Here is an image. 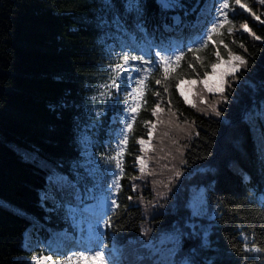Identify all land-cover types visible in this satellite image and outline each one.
I'll list each match as a JSON object with an SVG mask.
<instances>
[{
    "label": "trees",
    "instance_id": "trees-1",
    "mask_svg": "<svg viewBox=\"0 0 264 264\" xmlns=\"http://www.w3.org/2000/svg\"><path fill=\"white\" fill-rule=\"evenodd\" d=\"M182 2L187 9L201 4V11L187 16L180 9L165 12L157 0H145L143 19L137 20L122 11V0H115L111 8L106 0H0V264H33V253L48 254L49 247L56 259L57 250H70L53 248L50 240L59 232L70 233L84 246L90 228L97 226V220L82 211L87 203L97 205L104 243L122 249L125 262H135L137 250L142 251L149 237L156 247H169L170 234L191 231L182 229L190 215L185 205L193 190L201 188L204 215L192 221L199 236L185 247L202 243L206 230L207 255H219V264H264V252L244 254L242 249L245 242L264 247V191L260 190L264 188V127L259 120L245 119L264 100V39L256 40L240 29L247 20L252 31L264 37V24L239 6L229 13L234 31L229 35L225 27L223 39L245 56L247 68L237 73L238 81L229 78L233 89H229V102L217 105L219 117L208 104L184 103L174 80L171 95L165 94L163 85L155 84L162 73L153 65L132 62L137 67L129 69L131 79L119 81V92L100 87L111 84L115 73L108 65L124 51L139 55L150 45L185 51L193 47L189 41L215 15L214 0ZM243 2L264 20L259 0ZM221 51L224 54L222 46ZM213 53L211 44L200 53L205 64L215 60ZM189 62L195 63L186 52L178 69L186 80H199L204 70L210 71L197 64L193 72ZM142 67L153 69L148 88L138 101V112H127L133 101L126 100L125 93L136 86L135 71ZM156 91L159 97L153 95ZM157 103L164 111L153 116ZM133 115L127 144L121 146L124 173L116 190L112 174L120 172L115 159L106 157L119 150ZM145 121H153L155 128L150 149L141 152L138 138L149 139L150 125ZM137 156L146 160L143 173ZM182 159L187 165L180 163ZM179 169H184V175L173 179ZM53 174L76 186L80 202L60 191L49 197ZM246 175L249 179H244ZM44 195L47 201L42 200ZM113 200L117 207L111 206ZM142 228L152 229L148 237L142 236ZM30 232L40 243L32 249L26 240Z\"/></svg>",
    "mask_w": 264,
    "mask_h": 264
},
{
    "label": "snow or ice",
    "instance_id": "snow-or-ice-1",
    "mask_svg": "<svg viewBox=\"0 0 264 264\" xmlns=\"http://www.w3.org/2000/svg\"><path fill=\"white\" fill-rule=\"evenodd\" d=\"M160 8L165 11H176L177 9L184 10L185 15H189L193 12L199 14L201 11L202 5L197 4L194 5L192 9H187L182 0H157ZM259 3L264 5V0H259ZM106 5L108 7H115V0H106ZM239 6L240 9H243L245 12L249 13L255 20L259 21L261 24H264V20L261 19L259 15L256 14L250 8L247 3L243 2V0H214L212 8L214 9L215 15L212 16L211 20L206 21L202 30H200L192 40L189 41L193 45V47H187L185 50H178L173 48L161 47L158 45H150L148 47V51L144 52L141 50L142 54H135L134 52L124 51L122 52L115 63H111L108 65L109 69L112 70L115 75L111 76V84H102L100 85L103 89H108L109 87L115 89L117 92L120 91V83L124 77H128L131 79L132 72L129 69H136V64L132 62H141V64L153 65L154 67H158L161 71V77L155 80L156 85H163V92L165 94L170 93V88L173 87L171 81H176L174 84L175 90L179 93L181 97H183L184 103L193 104V101L189 98L190 94L199 96V100L201 104H206L207 101L199 92H194L193 87L200 83L203 85V89L208 93L219 94V99L214 101L211 104H208V108L215 114V116L219 117L222 115L221 111L218 109L217 105L221 103L229 102V89H233V83L231 81H238L239 77L237 73L241 69L247 68V59L244 55L239 54L238 52H234L228 43H225L223 39L224 32L223 30L226 27V31L229 35H231L234 31V22L230 19V11L235 12V7ZM120 8L124 12H128L130 16H133L137 20H142L145 10L146 3L145 0H122ZM240 29L244 32L249 33L256 40L264 39V37L256 35L255 32L249 27L247 20H245L241 25ZM235 43V41H233ZM214 47V57L215 60L208 64H205V58L200 55V53L207 49L209 46ZM221 46L223 47L224 54H226L227 58L225 59V55L222 54ZM241 48H244V45H240ZM247 51V49H245ZM187 53H191L195 63L189 62L188 68L193 72L196 71V65L198 64L202 69H210L204 70L202 74V78L197 79H185L183 75L178 72V69L181 67V61L185 59ZM171 53V54H169ZM146 56H152V59H146ZM141 71L146 74L140 76L136 80V86L131 89V91L125 93V99H131L133 101V105L126 108L125 111L131 113H137L140 108V101L148 88V74H150L153 69L152 68H141ZM139 76V73H137ZM199 77L200 73H196ZM231 78V81L227 78ZM187 85V88L184 86ZM105 95L104 92L100 93V96L103 97ZM153 95L160 96L161 93L159 91L153 92ZM111 98V96H109ZM92 100H96L97 97H91ZM169 105L171 104V99L168 101ZM195 107V104H193ZM164 111L160 107V104L157 103L152 109V115L158 116V113ZM202 111H204L202 109ZM96 115H100L99 112ZM171 115L175 116L176 113H171ZM135 115L132 116V119L128 121L125 125L123 138L119 141L118 151L115 153V156H107L106 159L111 161L115 159V166L119 170L120 175L113 173V181L112 185L116 190L121 188L119 180L121 175L124 173V168L122 164V153L124 152V146L127 144L128 135L127 133L131 131L133 127V121H135ZM245 119L248 122L255 123L257 120L261 123V126L264 127V100H261L260 104L254 109L245 114ZM172 123L171 120L168 121ZM159 123H164V121L160 120ZM145 124L150 125L148 132V140L144 138H138V143L140 145L141 152L148 151L151 147V137L153 136L152 129L155 128V123L153 121H145ZM168 135V133H165ZM199 136V133H196ZM264 135V133H262ZM145 145H148L149 148H146ZM205 160L207 157L204 158ZM136 161L139 164V170L141 173L144 172L146 167V160L143 156H137ZM180 163L182 165H187L186 160H181ZM184 175V169L174 170L173 179H179ZM244 179H249L246 175ZM50 184L53 186L55 191L64 190L63 186L60 184L59 179L53 174L50 177ZM133 191L135 190V185H132ZM264 191V188L260 189ZM71 195L74 198H78L76 186L73 185V191ZM163 195V194H161ZM129 200L132 199L131 196L128 197ZM43 201L48 200V196H42ZM261 203L264 204V196L261 197ZM206 204V200L202 195H196L193 197L185 207L189 211V219L185 221V224L182 226V229H191V231H180L179 239L173 244L171 247H156L152 241L151 237L141 245L142 251L137 250L135 262L128 260L125 262L123 256V250L119 248H109L107 244L104 243L103 233L98 231L99 220H97V228L93 230L94 234H90L87 238V244L90 247H82V250L79 251H71L68 250L65 253L57 250L56 259H53L52 249L49 247L47 249L46 255H41L40 257L34 260V264H41V261L45 262V264H81V261H88V264H219V255L217 256H208L207 250L209 248V243L207 240L208 232L204 230L203 232V242H197L195 245L185 247V243L188 240H191L193 237H198L199 232L197 231L196 223L192 222L197 218H200L204 215V206ZM43 206V205H42ZM60 205H57L59 207ZM112 207H117V202L115 200L111 201ZM50 210V209H49ZM103 217H101L102 219ZM106 226H110V221L104 222ZM152 232L151 228L141 229L142 236L148 237L149 233ZM255 241V237H254ZM235 245L233 248L235 249ZM242 249L244 254H248L251 252L261 253L264 252V247H261L256 242H245L242 244ZM43 251V250H42ZM33 257H36V253H33ZM62 257V258H61Z\"/></svg>",
    "mask_w": 264,
    "mask_h": 264
},
{
    "label": "rangeland",
    "instance_id": "rangeland-1",
    "mask_svg": "<svg viewBox=\"0 0 264 264\" xmlns=\"http://www.w3.org/2000/svg\"><path fill=\"white\" fill-rule=\"evenodd\" d=\"M263 6H264V5H263ZM225 59H226V58H225ZM137 73H139L138 78H139L140 76H143V75H144V72L141 71V70H137L136 74H137ZM229 78H230V77H229ZM229 78H227V79H229ZM184 87L187 88V85H185ZM193 91H194V92H199V93H201L202 95H204V97H205V99H206V101H207L206 104H209V103L211 104V103H213L214 101H216V100L219 99V94L208 93L206 90L203 89V85L200 84V83H197V84L193 87ZM211 94H212L214 97H213L212 99H208L209 96H211ZM189 98L193 101V104H195V106L199 107V106L201 105L200 100H199V96L190 94ZM193 104H192V105H193ZM147 146H148V145H145V147H147ZM89 152H90V151H87V152L85 153L86 156L89 154ZM59 181H60V184L63 186V189H64V190H61V191H60L61 194H62L64 197H66V198H70V199H75V200H79V199H80V195H79V192H78V189H77V188H76V190H77V196H78V198H74V197L71 195V193H72V191H73V184H71L69 181H67V180H63V179H59ZM49 184H50V181H49ZM50 186H51L50 191H49L50 193H49L48 195H49L50 198H52V197H53V196H52V192L55 191V190H54V188H53V186H52L51 184H50ZM112 190H113V188H110V189H109V192L111 193ZM196 195H202V196L205 198L203 188L198 189L197 191H194V190H193V193H192L191 199H192L193 197H195ZM96 208H97L96 203H94V204H90V203H88V204H86V205L84 206L83 211H84V213L87 215V217L93 218V217H96V216H97V210H96ZM204 209H205V206H204ZM96 228H97V226H96L94 229H96ZM94 229H93V230H94ZM100 230H101V226L98 225V231L100 232ZM90 234H94V232H90L89 235H90ZM89 235H88V236H89ZM167 239H168L169 242H170V243H169V247H171V246H173V244L179 239V235H178V233H172V234H170V235L168 236ZM26 240H27V244H28V246L31 247L30 249H32V248H34V247H38V246L40 245L39 241L36 240V239L33 237V235L31 234V232L27 234V236H26ZM50 242H51L53 248H55V249H57V248L61 249L60 247H64V249H65L66 246H67L68 244H69V246H70L71 248H78L77 245H76V243L73 242V238H72V236H71L69 233H67V232H63V233L59 232V233L55 234V237H54L53 239H51ZM58 244L60 245V247L57 246ZM87 247H90V245L87 244ZM41 255H46V254H36V257H33V258H32V262H33V264H34V260H35L36 258L40 257ZM53 259H55V258L53 257ZM41 264H45V262L41 261Z\"/></svg>",
    "mask_w": 264,
    "mask_h": 264
}]
</instances>
